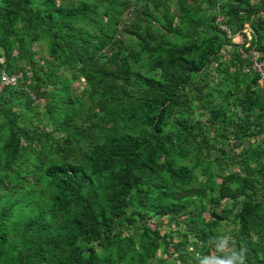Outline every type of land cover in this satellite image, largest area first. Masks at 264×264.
<instances>
[{
  "label": "trees",
  "instance_id": "16d2710c",
  "mask_svg": "<svg viewBox=\"0 0 264 264\" xmlns=\"http://www.w3.org/2000/svg\"><path fill=\"white\" fill-rule=\"evenodd\" d=\"M0 38V72L31 64L35 42L51 59L0 89V264H151L158 251L198 264L222 235L202 213L222 199L247 264H264V83L248 56H264V0H0ZM231 139L241 153L223 147ZM165 217L185 226L149 224Z\"/></svg>",
  "mask_w": 264,
  "mask_h": 264
},
{
  "label": "rangeland",
  "instance_id": "374dc122",
  "mask_svg": "<svg viewBox=\"0 0 264 264\" xmlns=\"http://www.w3.org/2000/svg\"><path fill=\"white\" fill-rule=\"evenodd\" d=\"M174 5L172 4V10L168 13L169 15H172L174 17V24L177 25L178 24V18L176 17V13H175V9H174ZM137 9H140L141 8V5H137L136 6ZM215 13L217 12V9L214 11ZM130 14V15H129ZM157 15L159 16V20L158 21H153L152 22V29L154 30V33H161L163 31L162 29V26H163V23H164V20H163V17H160V15L157 13ZM124 17H127L126 19L130 21H134V19L132 18L131 16V13L127 12L125 13ZM136 23H139V25H141V28L143 30H145V26L143 24L142 21H136ZM120 37L123 39L124 43L125 44H131V43H134L136 44V41H137V38L132 35V34H129V33H119ZM231 39H233L234 42L236 43H240L242 41L241 39V35H235L234 37H231ZM3 47V43H2V38H0V49H2ZM30 60L32 61L31 64H29L27 62L26 59L24 58H21V59H18V58H14L13 59V69L15 70L14 73H20V69H23L24 72L27 73V75H30L31 74V71L32 69L34 68H38V67H47L48 63L51 61L49 55H48V43L46 41H39V42H35L32 44V46H30ZM17 54V51L16 49L13 50V53L12 55L15 57V55ZM133 67H135V65L133 64ZM250 69V68H249ZM246 68L243 70V72L241 70H237L236 73H240V74H244L246 73ZM68 73V72H67ZM209 77L211 78H214L216 75H215V72H211L208 74ZM196 79V76H194V80ZM71 90L73 92V97L78 99V101H83L85 104H86V99H85V95L83 94V88L85 87V83L83 81V79H81L80 81H77L75 80L74 78H71ZM259 92L261 94V96H264V87H260L259 88ZM63 96L62 93H58L56 95V98L57 99H60L61 97ZM44 103V100L43 99H39V103H36L39 105V107L42 106V104ZM37 105V106H38ZM191 105L194 106L195 105V102L192 101L191 102ZM235 107V110L236 109H239V106H234ZM38 108V107H37ZM192 119H200L202 123L208 125V122L206 120V114H202L198 109H194V112L191 116ZM221 130H217V131H214V130H211L209 133L210 135H216V133H220ZM230 137L232 138V134H230ZM264 138V135L260 136L258 138V141L259 140H262ZM233 139L231 140H227L226 143H223V147H225V149H227L226 151L230 154V155H237L238 153H241L242 150L244 149L245 146H241V147H235L234 146V143L232 141ZM250 142L252 143L253 142V139L250 140ZM264 145V144H263ZM263 149V150H262ZM253 152V151H252ZM257 152L258 153H264V148H261V149H257ZM231 162H234V161H231ZM237 171L239 170L235 165H227V168L224 169V172H228L230 170H234ZM214 173L215 174H218V173H221L219 170H217L216 168L213 169ZM240 171V170H239ZM223 172V173H224ZM219 181V178L217 177H214V176H211L210 178H208L207 181H204V185L206 186L207 188V198L209 196V194L212 193V187L215 183H217ZM232 206V202L230 199H222L221 201H219V204L216 208H212L210 207L209 205H206V209L205 211L202 213V221L205 222L209 217H210V211L211 210H216L219 214H222V211L226 208H231ZM230 218L233 219V214H231L229 216ZM184 219H186V217H182L180 220H179V223L178 224H174V223H169V224H166L165 223L167 222V218H163L160 222L157 221L155 218H150L149 219V224L151 225V227H156L159 223V228L162 229V231L164 230V228L166 230H169V231H172L175 226L176 228H183L185 225H184ZM165 226V227H164ZM134 228H127L125 230V234H128V233H134ZM218 230L220 231V233L222 235L224 234H227L229 235L230 237L233 235V232L236 230V224L233 222H229V223H226L225 221H222L221 224H220V227L218 228ZM174 234V230L172 231ZM192 238V236H191ZM177 239V238H176ZM173 257V256H171ZM170 256L167 255V253H163V252H160L158 251L156 256L153 257L151 259V264H160L162 260H167L169 262H172L174 264H178V261L175 260L174 258H171Z\"/></svg>",
  "mask_w": 264,
  "mask_h": 264
},
{
  "label": "clouds",
  "instance_id": "9594fccd",
  "mask_svg": "<svg viewBox=\"0 0 264 264\" xmlns=\"http://www.w3.org/2000/svg\"><path fill=\"white\" fill-rule=\"evenodd\" d=\"M209 244L215 254L198 256V264H247L249 249L245 245L237 247L229 235L212 237Z\"/></svg>",
  "mask_w": 264,
  "mask_h": 264
},
{
  "label": "built area",
  "instance_id": "2783aa9c",
  "mask_svg": "<svg viewBox=\"0 0 264 264\" xmlns=\"http://www.w3.org/2000/svg\"><path fill=\"white\" fill-rule=\"evenodd\" d=\"M221 28L226 31L227 35L229 37H234L235 35H240L239 33L232 35L231 31L225 26L221 25ZM250 30V28L248 27ZM233 41V39H232ZM234 42V41H233ZM230 48V45L228 46V49ZM250 59V65L249 67L260 74V82L264 83V56L256 51L251 50L248 54ZM248 70V68H246ZM22 74L20 73H8L5 70H2L0 72V89L7 85H15L18 80L21 78Z\"/></svg>",
  "mask_w": 264,
  "mask_h": 264
},
{
  "label": "water",
  "instance_id": "95a60500",
  "mask_svg": "<svg viewBox=\"0 0 264 264\" xmlns=\"http://www.w3.org/2000/svg\"><path fill=\"white\" fill-rule=\"evenodd\" d=\"M210 215L212 218H214L218 221H223V216L220 215L216 210H211Z\"/></svg>",
  "mask_w": 264,
  "mask_h": 264
},
{
  "label": "crops",
  "instance_id": "0c3cea01",
  "mask_svg": "<svg viewBox=\"0 0 264 264\" xmlns=\"http://www.w3.org/2000/svg\"><path fill=\"white\" fill-rule=\"evenodd\" d=\"M242 39V38H241Z\"/></svg>",
  "mask_w": 264,
  "mask_h": 264
}]
</instances>
